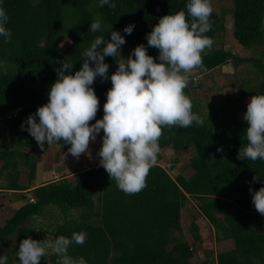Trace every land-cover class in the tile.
Wrapping results in <instances>:
<instances>
[{
    "label": "trees",
    "instance_id": "trees-1",
    "mask_svg": "<svg viewBox=\"0 0 264 264\" xmlns=\"http://www.w3.org/2000/svg\"><path fill=\"white\" fill-rule=\"evenodd\" d=\"M232 1L234 38L254 55L242 58L224 49L205 50L202 67L196 70L211 72L228 64L236 70L242 64H250L252 71L258 73L259 83L253 86L246 81L233 102L237 105L247 95L264 94V0ZM115 3L117 7L113 9L108 5L101 7L99 0H3L12 36L7 43L0 37V61L6 68L0 71V178L3 173L7 175L0 196L5 193L3 190L24 193L30 189L20 183L21 166L30 170V183L36 180L38 162L27 151L39 145L21 129V124L47 103L61 62L66 59L75 64L74 74L82 66L83 51L97 36L107 40L111 31L119 30L126 37L122 48L133 50L141 43L147 46L146 34L161 17L184 10L190 19L187 0ZM97 17L103 30L91 32L90 24ZM211 21L212 28L206 35L212 38L214 46L216 38L226 31V15L214 10ZM130 23H135L133 32L123 33ZM66 39L70 45L64 48L61 43ZM148 54L158 57V50L149 47ZM115 59L119 60V55L105 58L110 65L109 75L118 67ZM111 86L110 80L102 82L99 77L92 85L100 101L95 119L103 117ZM201 86L200 82L189 80L184 91L189 96L190 87ZM191 101L193 111L204 124L162 130L161 151L142 191L129 195L119 190L99 162L78 172L73 180L69 177L74 174H65L64 178L34 188V202L28 201L0 226V255L7 256V264L15 262L11 254L5 253L11 248L8 242L14 237L21 241L35 237L37 229L29 223L42 216L47 207L57 209L63 217L52 240L60 235L71 237L73 232L87 233L84 244H73L69 254L83 256L88 264H194L198 244L204 242L200 226L196 221L191 224L192 244L177 236L183 232L182 211L190 198L202 203L200 211L213 225L217 243L234 244L232 250L219 253L212 262L207 258L202 264H264V216L252 204L249 191L250 187L258 190L264 186V178L260 182L252 179L258 174L264 177V160L237 158L238 150L247 143L244 131L248 124L242 119L246 110L239 113L232 107H215L206 116ZM56 143L70 147L62 141ZM167 149L176 153L193 150L187 166L192 171L189 177L180 171L173 178L162 167V151ZM75 213L80 215L75 217ZM57 260L55 254L51 255L53 264Z\"/></svg>",
    "mask_w": 264,
    "mask_h": 264
},
{
    "label": "clouds",
    "instance_id": "clouds-1",
    "mask_svg": "<svg viewBox=\"0 0 264 264\" xmlns=\"http://www.w3.org/2000/svg\"><path fill=\"white\" fill-rule=\"evenodd\" d=\"M99 5L117 7L115 0H99ZM186 8L190 19L184 10L161 17L146 34L147 46L137 45L126 59L121 55L126 37L119 30L111 31L107 40L97 36L83 51L82 66L74 74L75 64L65 59L56 69L57 79L50 86L47 103L30 114L21 129L41 149L45 143L51 146L62 141L70 145L64 155L77 158L88 152L90 143L103 131L99 166L125 194L142 191L161 151L162 130L204 124L202 117L193 111L191 98L184 90L189 85L187 74L202 67V53L214 43L206 35L212 28L214 8L212 0H187ZM8 21L0 0V37L4 43L12 36ZM134 28L135 23H130L122 31L130 35ZM89 30H103L99 17L91 22ZM149 47L158 50V57L148 54ZM118 55L120 59H115L118 67L109 75L110 65L105 58ZM0 71H6L2 61ZM97 77L102 82L110 80L112 85L106 94L101 119H95L100 101L92 85ZM242 119L248 124L244 131L247 143L242 144L237 158L264 160V94L250 98ZM93 120L95 123H90ZM261 178L264 177L258 174L252 179L260 182ZM249 191L252 204L264 216V186L258 190L250 187ZM86 238L85 232H73L71 237L60 235L54 240L38 241L29 236L20 242L16 257L19 264H40L51 251L58 257L57 264H88L83 256L69 254L73 244L82 245ZM7 259L5 254L0 255V264H7Z\"/></svg>",
    "mask_w": 264,
    "mask_h": 264
},
{
    "label": "rangeland",
    "instance_id": "rangeland-1",
    "mask_svg": "<svg viewBox=\"0 0 264 264\" xmlns=\"http://www.w3.org/2000/svg\"><path fill=\"white\" fill-rule=\"evenodd\" d=\"M212 6L215 11L223 12L226 15V31L220 34L216 38L215 45L210 49H206V52H211L214 49H224L234 52L237 56L242 58H251L254 53L251 50H247L239 45L234 38V18H233V1L232 0H212ZM61 45L66 48L70 45L69 40L62 41ZM132 50L122 48L121 55L126 59ZM205 52V53H206ZM203 55V53H202ZM204 73V74H203ZM189 80H196L201 83V87H190V98L194 100L197 108L202 110V113L206 116L213 112L215 107H232L239 113H243L247 109V104L250 101L252 95H247L240 104L233 105L238 97L239 90L245 85L246 81H249L251 85H258L259 79L256 75L257 72L252 71L250 64H242L238 69H234L232 64L225 65L223 67L216 68L211 72L202 71V69H194L191 73H188ZM103 131L98 135L97 140L90 143V147L87 153L81 154L79 158L68 154L67 148L63 145H59L56 142L51 146L45 143V148L41 149L39 146L35 150L27 151L33 157L37 159L38 169L36 180L34 182L29 181L30 170L25 166H21L22 177L20 183L24 186H29L30 189L24 193H9L1 198L0 196V224L4 225L14 213L28 201L31 200V188L41 184L55 181L59 178H64L67 174H74L70 176V180L75 179L78 172L84 171L90 167L95 166L99 162L98 152L102 145L101 137ZM164 155V161L162 167H164L169 174L175 178L181 171L185 176H190L192 171L187 167L190 157L193 155V150L176 153L171 149L162 151ZM173 161H177V165H173ZM3 162L0 161V170ZM65 166V167H63ZM67 166V167H66ZM174 166V167H172ZM58 167V168H57ZM65 169L66 172L62 173L60 170ZM0 178V185L3 187L6 185V174L3 173ZM66 174V175H65ZM31 184V185H30ZM22 196H25L22 198ZM201 202L195 198H190L186 207L183 209L182 214V227L183 232L177 233V236L183 238L188 243H193V239L190 233L191 224L193 221L200 226L201 234L203 236V244H198L197 253L193 259L194 264H202L208 258L216 260L219 253L230 251L234 248L232 242L217 243L215 238V229L213 225L205 218L200 211ZM80 213H75V217H78ZM63 221L62 215L59 211L53 207H47L44 210V214L37 218H34L29 225L37 229L35 240L53 239V231L56 229L57 224ZM21 240L17 237L12 238L8 243L11 248L6 249V254H11L14 264H19L16 257V251H18ZM51 255L53 253L49 251L46 258H42L40 264H53L51 261ZM214 261V260H213ZM212 262V261H211Z\"/></svg>",
    "mask_w": 264,
    "mask_h": 264
},
{
    "label": "crops",
    "instance_id": "crops-1",
    "mask_svg": "<svg viewBox=\"0 0 264 264\" xmlns=\"http://www.w3.org/2000/svg\"><path fill=\"white\" fill-rule=\"evenodd\" d=\"M65 167V166H64ZM67 167V166H66ZM66 173V170L64 169V171H62V173ZM81 172H83V171H81ZM37 176H38V174H37ZM59 179H61V178H59ZM56 180H58V179H56ZM49 183V182H48ZM45 184H47V183H45ZM45 184H41V185H45ZM41 185H38V186H41ZM38 186H33L32 188H31V190H33L34 188H36V187H38ZM2 186L0 185V188H1ZM5 193L4 194H2L1 195V198L3 197V196H5V195H7L8 193V191L7 190H3ZM17 191H12V192H9V193H16ZM0 226H3V225H1L0 224Z\"/></svg>",
    "mask_w": 264,
    "mask_h": 264
}]
</instances>
